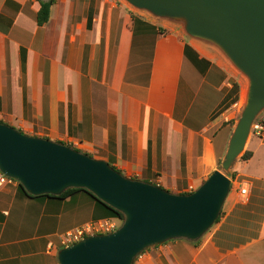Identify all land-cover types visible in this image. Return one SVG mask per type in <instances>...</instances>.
I'll return each mask as SVG.
<instances>
[{
  "label": "crops",
  "instance_id": "obj_1",
  "mask_svg": "<svg viewBox=\"0 0 264 264\" xmlns=\"http://www.w3.org/2000/svg\"><path fill=\"white\" fill-rule=\"evenodd\" d=\"M39 8L0 0V123L68 142L173 194L178 182L198 188L217 170L237 103L225 105L213 47L119 0H56L41 27ZM186 46L210 64L203 75ZM246 151L219 221L197 242L155 246L136 264H264V131ZM76 217L79 226L108 219L83 193L58 201L0 191V264H55V241Z\"/></svg>",
  "mask_w": 264,
  "mask_h": 264
},
{
  "label": "water",
  "instance_id": "obj_2",
  "mask_svg": "<svg viewBox=\"0 0 264 264\" xmlns=\"http://www.w3.org/2000/svg\"><path fill=\"white\" fill-rule=\"evenodd\" d=\"M123 1L215 48L244 77V105L221 169L186 195L126 177L104 160L0 123V173L29 196L59 197L68 189H81L124 216L114 232L60 249L58 264H134L155 246L200 240L218 219L230 192L225 172L244 151L252 125L264 111V0Z\"/></svg>",
  "mask_w": 264,
  "mask_h": 264
},
{
  "label": "rangeland",
  "instance_id": "obj_3",
  "mask_svg": "<svg viewBox=\"0 0 264 264\" xmlns=\"http://www.w3.org/2000/svg\"><path fill=\"white\" fill-rule=\"evenodd\" d=\"M119 1L123 2V4H124V1L123 0H119ZM210 51L212 52V54H214L217 62L219 63V65L222 68V69L219 70V73H217L219 77L218 78H215V79H217L218 84L222 86V88H223L222 89V93L225 92L226 94H228V100L226 99V104L224 103L226 105V107H227V103H228L229 99H232L233 96H234V92L231 90V86H233L235 84L239 88V90H238V92H239V101L237 102V105L234 107L233 115H232V117L230 119H228L227 122H225L223 124V126H227L228 125L229 126V129L230 130H233V128H234V126L236 124V121L238 120V118L240 116V113H241V110L243 108V105H244L243 93H244V89L246 87V81H245L244 77L235 68H233L231 66V64L221 54H219V52H217L215 50V48H210ZM226 107H224V109ZM220 113H222V112H220ZM258 119L263 120L261 117L258 118ZM252 135H253V133L252 134L250 133L249 138ZM62 143L65 144V145H70L68 142H62ZM71 146L73 148H76L77 149L76 146H74L72 144H71ZM245 151H246V146H245L244 151L240 154V156L238 157L237 160H239V158L243 155V153ZM222 158H223V156H221L219 158V160H218L217 170H220L221 169ZM231 169H232V167H231ZM231 169L229 171L225 172V175L229 179L232 178V175H233ZM145 176L146 175H140L138 177H134V179L140 180L141 178L142 179L143 178H146ZM17 184H18L17 182H14L12 184H9V185L1 188L0 191H8V192L9 191H13V190L17 191ZM195 189L196 188H194L192 186H189L185 181H184V183L178 182L177 192H175L174 194H178V193H181V192H190L191 193ZM85 196H86V194H85ZM78 215H79L78 218H81V221H79V222H82L83 223V222H86V221L89 220V219H87V217H86V215H85L84 212H82V213H80ZM78 218L75 221L74 220H70V222H68L67 224H65V226H63L61 230H63V229L68 230L69 229V231H72L75 228L82 227V225L79 226V224H78V221H77ZM111 220H113L116 223V227L117 228H119L121 226L122 222H123V221L118 220V219H111ZM66 230H63V232H60V233H63L61 236H63L65 234V231ZM54 245L56 246V249H57L56 253L54 254V261H55V264H58L57 263V252L60 249H62L63 247L61 245H59L58 240L55 241V244ZM140 256L136 259V261L140 258ZM136 261H135L134 264H136Z\"/></svg>",
  "mask_w": 264,
  "mask_h": 264
},
{
  "label": "trees",
  "instance_id": "obj_4",
  "mask_svg": "<svg viewBox=\"0 0 264 264\" xmlns=\"http://www.w3.org/2000/svg\"><path fill=\"white\" fill-rule=\"evenodd\" d=\"M36 1L39 2L40 8L35 13L34 20H35L37 26L41 27V26L45 25L48 22L49 16H50L51 7L54 5L56 0H47V1L36 0ZM134 22L135 23H141V22H139L137 20H134ZM185 53H186V56H187V54L188 55L189 54L192 55L191 57L194 58L193 59L194 61H192V65H194L195 69L201 75H203L204 71L207 69V67L210 64L207 61L198 60L197 55L188 46L185 47ZM23 63H24V55L22 54V64ZM231 90L234 92V96H233L232 99H229V101L227 103V107H230L231 105L237 103V101H238V90H239L238 86L234 84L233 86H231ZM226 99L228 100V94L226 95ZM263 124H264V119H263ZM60 144H63V143H60ZM63 145H65V144H63ZM65 146H69L70 148L74 149L70 145H65ZM250 157H251V153L248 152V151H245L243 153V155L239 159L243 160V161H247ZM112 168H114V167H112ZM233 178H234V176L232 175L231 179H233ZM142 181L146 182V183H149V184H152V185H156L154 183H150L148 181V179H142ZM17 192L19 194L23 195L24 197H26L28 199H31V200L51 199V200H58V201H63L65 199H67V198H70L73 195H76V194H79V193H84L96 203V207H97L98 212H99V217L108 218V219H118V220H121V221H123V219H124V216L120 212L110 208L109 206H106V205L102 204L101 202L97 201L91 194H89L88 192H85L84 190H81V189H68L63 194H61L59 197L46 196V195H42V196H38V197H31L22 189V187L19 184H17ZM189 193L190 192H181V193H178V194L186 195V194H189ZM221 213H222V211L220 212V215H219L218 219L215 221L214 224H216L219 221ZM148 250H146V251H148Z\"/></svg>",
  "mask_w": 264,
  "mask_h": 264
},
{
  "label": "built area",
  "instance_id": "obj_5",
  "mask_svg": "<svg viewBox=\"0 0 264 264\" xmlns=\"http://www.w3.org/2000/svg\"><path fill=\"white\" fill-rule=\"evenodd\" d=\"M263 131V120L257 119L252 125L251 134L253 133V135L260 136ZM14 182L15 181L3 176L0 173V189ZM240 194L245 195L246 189H241ZM116 229V223L111 219L91 221L82 225L80 228H75L74 230L65 233L60 237V244L63 248H66L88 236L108 234L114 232Z\"/></svg>",
  "mask_w": 264,
  "mask_h": 264
}]
</instances>
